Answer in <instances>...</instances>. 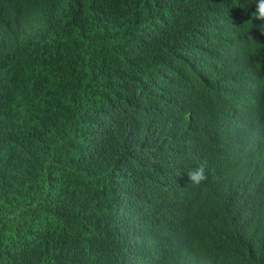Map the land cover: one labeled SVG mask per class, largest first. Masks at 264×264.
Segmentation results:
<instances>
[{
  "label": "trees",
  "instance_id": "trees-1",
  "mask_svg": "<svg viewBox=\"0 0 264 264\" xmlns=\"http://www.w3.org/2000/svg\"><path fill=\"white\" fill-rule=\"evenodd\" d=\"M0 264H264V0H0Z\"/></svg>",
  "mask_w": 264,
  "mask_h": 264
}]
</instances>
